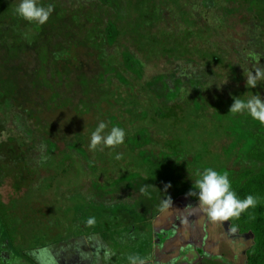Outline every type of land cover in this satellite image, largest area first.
I'll use <instances>...</instances> for the list:
<instances>
[{
  "label": "rangeland",
  "instance_id": "rangeland-1",
  "mask_svg": "<svg viewBox=\"0 0 264 264\" xmlns=\"http://www.w3.org/2000/svg\"><path fill=\"white\" fill-rule=\"evenodd\" d=\"M125 1L58 0L65 9L53 10L40 25L42 36L37 37L33 24L24 27L12 17L15 9L9 14L0 11V21L11 26L8 32L0 29V75L6 77L3 71L12 70L16 91L27 93L29 102L24 107L38 109L40 117L39 123L34 114L7 109L8 129L34 145L24 165L30 178L17 188L11 178L0 185V200L14 212L8 219L13 249L24 252L23 256L44 245L56 253L60 245L76 238L84 251L101 241L102 246L113 247L131 225L148 220L152 224L158 216H168V209L160 211L157 201L158 190L167 192L170 187L162 186L160 176L169 169L163 165L165 154L178 158L185 154L190 163L198 160L216 169L239 167V147L232 144L235 114L229 109L238 97L264 99V81L255 88L246 85L249 71L264 65V24L257 20L255 9L250 11L253 5L264 7V0H208L205 4L203 0H157L161 16L154 27L141 21L134 27L137 11L124 6ZM40 4L48 6L43 0ZM76 11L79 24L85 22L78 34ZM110 23L115 24L117 36L113 42L107 40L100 60L97 50L88 48L92 41L82 46L75 43L76 36L84 38L91 26L102 27L101 34L107 37ZM13 29L23 34L25 42L16 40ZM163 31L177 39L171 49L179 51L169 52V42L158 38ZM185 45L190 51L183 56L180 47ZM102 58L108 69H102ZM38 60L45 72L55 74L58 84L42 89L32 84L42 77L32 72ZM20 65L21 71L13 70ZM197 101L206 105L201 108ZM100 121L107 123L106 131L124 128V144L90 150L91 132ZM138 133L143 136L140 142ZM48 139L56 143V149ZM117 153L122 154L119 160ZM121 213H129L126 222L116 216ZM89 218L95 219L91 226ZM196 219L188 218L187 233L170 245L199 242L205 230L192 227ZM221 223L211 222L209 231H216ZM118 224H126L122 232ZM225 233L220 229L208 233L211 252H202L199 264H247L246 254H229L235 243ZM249 236L245 250L254 241L251 231ZM185 256V264H195L190 253Z\"/></svg>",
  "mask_w": 264,
  "mask_h": 264
},
{
  "label": "trees",
  "instance_id": "trees-1",
  "mask_svg": "<svg viewBox=\"0 0 264 264\" xmlns=\"http://www.w3.org/2000/svg\"><path fill=\"white\" fill-rule=\"evenodd\" d=\"M41 1L42 0H39V3ZM43 1L47 5H52L53 10L55 11H58L59 6L61 9H65L64 6L58 2V0ZM116 1L118 2L119 0ZM203 1L204 4L208 2V0ZM227 1L232 2L231 0ZM19 2L20 0H8L7 2L0 0V11L9 14L10 11L16 9L15 7L18 6ZM120 3L123 4V0H120ZM158 5L159 4L157 0H128L124 6L133 7L137 11L138 15L136 18V23L133 24L134 27L137 26L139 21L147 26L154 27L156 22L160 21L161 16V9ZM254 9L256 10V14L258 16L257 20L260 21L261 25H263L264 7L260 6L257 8L256 5H253L252 7L250 6V11H253ZM12 17H14L15 20L17 19L21 21L24 27H30L32 26L31 24H33L35 36L37 37L40 33L42 36L43 31L40 28L41 24L29 22L18 16L16 12H14ZM91 18L92 17H89L90 22ZM75 20L78 34L81 33V27L79 25H82L85 22L79 24L80 17H78L77 11ZM100 22L101 21L97 19V24ZM10 28L11 26L9 27V25H6V22L0 21V29L2 32H8ZM13 31L15 32L16 40L18 39L21 40V42H25L23 41V34H21L19 30L13 29ZM103 31L104 29L102 27L100 29L98 27L91 26L84 38H78V35L76 36L75 43L82 46L85 45L84 43L87 42L89 44L90 41H92L93 45H88L89 47H87L89 49L93 48V51L96 49L97 52L95 53L97 54L98 60H100V58L102 56L104 57L106 54L105 45L107 40L109 42H113L117 36V28L114 23H110L107 26V37L101 34ZM164 32L166 31L158 34V38L162 41L169 42V52L173 53L175 51H179V49L177 50L175 47L171 49V45L177 41V39ZM65 35H69V33L67 32ZM180 43L181 41L177 42V45ZM47 46L48 44L45 47L46 49ZM18 48H21V44L17 46V49ZM181 48L184 49L182 54L188 50L190 51V47H188V45L182 46L180 49ZM197 53L201 54L199 51ZM183 56L185 55L183 54ZM125 57L128 68L130 69L132 67L131 55L127 53ZM101 66L104 70L109 68L108 63H105L104 58L101 60ZM13 70L21 71V65ZM3 72L8 74L6 77L0 75V185L4 184L5 179L11 178L13 180L12 185H15L17 188V185H22L23 182H26V179L30 178L31 172H28V167L24 165L27 160L26 155L29 152H32L34 145L33 141H31L32 143H28L26 140H24V138H22V136L12 133V131L8 129L7 115L9 113L7 112V109L14 108L13 110L21 114L26 113L30 114L31 116L34 114L37 118V122L39 123L40 117L38 116V109L24 107V105L29 102L28 99L25 98L27 93L22 91V93L19 94L16 91L18 86L17 82L14 81V78L11 76L12 70H5ZM32 72L42 76L41 78L34 80L35 82L32 81V84L39 89L58 84V82L53 78L55 74L52 73V71H44V66L41 60H38L37 67ZM42 72L44 75L41 74ZM94 75H96V73ZM198 104L201 106V108L206 105L204 102L203 105H200V102ZM208 106L210 105L208 104ZM39 123L37 125L38 131ZM231 123L233 125L234 133L232 134L234 138L232 144L235 148L237 146L239 147V154L237 155V164L239 167L236 166L234 168H228L223 166L215 169L222 173H227L231 181L232 189L237 193L238 198L243 199L249 194L258 198V204L255 208H250L246 212L242 213L239 218H231L230 220L233 223V226L240 227L241 231H251L254 234L253 244L247 252L248 264H264V124H260L259 121L253 120L247 113L235 114L231 117ZM142 137V133H138L137 142H140ZM48 142L52 145V148H57L56 143H54L52 140L48 139ZM170 160L173 161L170 162ZM193 161H195V163H190L185 154H181V158H178L177 156L174 157L170 154H165L163 165H169V169L160 174V176L163 178L162 186L164 187L165 185H170L169 190L174 191L176 194L182 192L188 193L189 191L195 190V182L198 179L197 173L203 170L200 166L204 168L213 166L208 164L203 166L200 164V161ZM162 175L166 178V180ZM9 208V206L0 200V228L3 232L6 230L8 236L10 237V225L8 219L10 218L9 216L14 212L11 210V208ZM116 216L119 215L116 214ZM111 225L109 224V226ZM8 236L6 235L7 238H9ZM125 263H128V261L124 262L123 264Z\"/></svg>",
  "mask_w": 264,
  "mask_h": 264
},
{
  "label": "flooded vegetation",
  "instance_id": "flooded-vegetation-1",
  "mask_svg": "<svg viewBox=\"0 0 264 264\" xmlns=\"http://www.w3.org/2000/svg\"><path fill=\"white\" fill-rule=\"evenodd\" d=\"M161 189H159L157 192L159 193L158 196H160V198H157V201H160L161 203V201L165 198H171L172 200V206L168 208V211H165L168 216H158L157 221L152 224L150 223V220H148V222L141 221V223L131 225L129 227L130 230L128 231V233H123V236H121L123 239H120L119 244L116 243V246L113 247L107 243V245L102 246L104 241H101L100 243L96 242L95 244H93L92 250L84 251L81 249L79 243H77L76 238L73 242L67 244V246L60 245V250H57L56 253L54 251L52 252L56 257L58 264H123L124 262L129 261V256H139L141 258H147V264H157V262L161 260L164 264H185L184 260L187 259V257L185 256L187 253H190L192 262H195V264H199L201 262L200 259L202 260L201 253L203 252V255H205V253L207 254L208 252H211L209 251L210 240L208 239V233L219 232V229L222 232H226L225 234H227L231 239L234 240L235 244L231 247V249H229V254H232L233 257L239 256L240 254H246L245 259L248 264V249L245 250V245L250 239L249 231H241L240 227L233 226V223L231 222V220H229L224 221L220 226L215 227L216 231L211 230L212 232H210L209 229H211L212 226H210L209 224L211 223V221L208 220L206 214H204L203 212L197 213L193 210V207L189 206H197L198 201L196 197L188 196L187 193L184 192L176 194L172 190H169L170 192H165L164 189ZM192 213L194 214L193 216H191ZM128 215L129 213H121L119 215L120 221L122 220L126 222V219H128ZM190 217H192L193 220L197 218L192 227L198 226L204 228V234L203 232L201 233L204 238L202 237L199 242L194 239H192L191 241L188 240L187 243L185 241L182 243V245L178 246L180 243L179 242L176 243L177 248H174L172 245H170V243L174 241L180 234L184 235L187 233L186 231H184V227L186 222L188 221L187 219ZM200 220L202 221L200 222ZM227 223H230L229 227H236L237 232L234 235H229V228H226ZM125 226H119L118 224L116 228L120 230V228H123ZM106 230L110 231L111 228H108ZM2 232L3 231L1 230L0 235ZM120 232L122 231L120 230ZM9 241V239H4V237L0 239V260H2L1 258L6 257L10 259L9 262L12 261L11 264H19L20 261L18 257L20 256L16 254L18 253V251H15V249H13V244L11 241ZM129 243L131 244V246L128 245ZM46 247L47 246L44 245V248ZM105 251H110L112 253L110 259L107 261H105L104 259ZM182 251H185V253H182ZM36 252H38L37 249L30 252L31 256L25 254V257L23 256L24 259L20 260L25 261L27 264H37V260L34 255V253ZM206 257L208 256L206 255ZM120 260L124 261L121 262ZM9 262L7 264H9Z\"/></svg>",
  "mask_w": 264,
  "mask_h": 264
},
{
  "label": "clouds",
  "instance_id": "clouds-1",
  "mask_svg": "<svg viewBox=\"0 0 264 264\" xmlns=\"http://www.w3.org/2000/svg\"><path fill=\"white\" fill-rule=\"evenodd\" d=\"M18 16L29 22L44 24L53 12V6H42L39 0H20L15 9ZM252 55V54H250ZM253 59L259 63V60L253 56ZM264 81V65L254 67L249 71L246 78V85L255 88L258 82ZM229 112L234 114L247 113L253 120L264 124V99L260 95H253L248 99L235 98L230 106ZM108 125L104 121L98 122L94 131L91 132L89 149L115 148L125 142L126 131L119 126L112 127L106 131ZM122 154L117 153L115 159H121ZM195 190L189 191L188 196L196 197L198 204L193 207L196 212H203L211 222L229 221L231 218H239L242 213L250 208H255L258 204V198L254 195H247L240 199L237 193L232 189L231 181L227 173H222L213 167L204 168L197 173ZM143 191V189H142ZM172 206L171 198H165L160 203V211H165ZM95 223L94 218L87 220V225ZM237 232L236 227H229V235ZM37 264H58L56 257L50 249L41 248L34 253ZM112 253L105 251L104 259L109 260ZM129 264H146L147 258L139 256H129Z\"/></svg>",
  "mask_w": 264,
  "mask_h": 264
},
{
  "label": "crops",
  "instance_id": "crops-1",
  "mask_svg": "<svg viewBox=\"0 0 264 264\" xmlns=\"http://www.w3.org/2000/svg\"><path fill=\"white\" fill-rule=\"evenodd\" d=\"M0 232H1V228H0ZM6 235L8 236V233H7V231H5V232H3V233H1V235H0V239L2 238V237H4V239H9V238H7L6 237ZM2 236V237H1ZM10 240V239H9ZM10 242V241H9ZM7 253V252H6ZM18 254H20V255H22V254H24V252H22V251H20V252H18ZM25 257V256H24ZM24 257H23V255L22 256H20V257H18V259H19V261H20V263L19 264H27L25 261H23V260H20V259H24ZM2 260H0V264H7L8 262H9V258H6V257H3V258H1ZM11 262L12 261H10L9 262V264H11ZM12 264H14V263H12ZM16 264V263H15ZM18 264V263H17ZM125 264H129V262L128 263H125ZM147 264V263H146Z\"/></svg>",
  "mask_w": 264,
  "mask_h": 264
}]
</instances>
